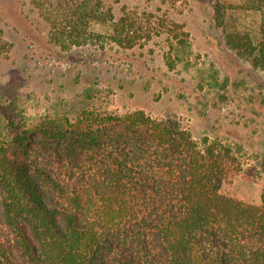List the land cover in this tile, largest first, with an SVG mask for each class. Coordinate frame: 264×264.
<instances>
[{
  "label": "trees",
  "instance_id": "1",
  "mask_svg": "<svg viewBox=\"0 0 264 264\" xmlns=\"http://www.w3.org/2000/svg\"><path fill=\"white\" fill-rule=\"evenodd\" d=\"M54 1L52 10L36 5L60 50L130 49L150 38L152 28L128 13L115 20L98 0ZM239 1L216 2L214 27L227 49L264 72V0ZM230 11L254 15L253 29ZM167 34L168 51L182 53L187 34ZM3 110L0 264H264V149L259 203L250 204L224 190L242 171L233 150L194 140L171 118L55 112L31 130L47 139L36 141L12 132Z\"/></svg>",
  "mask_w": 264,
  "mask_h": 264
},
{
  "label": "rangeland",
  "instance_id": "2",
  "mask_svg": "<svg viewBox=\"0 0 264 264\" xmlns=\"http://www.w3.org/2000/svg\"><path fill=\"white\" fill-rule=\"evenodd\" d=\"M98 1L115 20L128 13L143 28H152L150 38L130 49L105 43L101 50L84 46L63 51L50 42V26L36 5L52 10L54 0H0V107L12 132L23 129L36 141H47L31 133L35 124L55 112L71 118L79 109L100 115L142 110L153 118H171L196 141L207 138L230 147L242 171L224 190L258 204L264 72L227 49L212 21L216 2L240 1ZM228 15L253 29L254 15ZM166 28L187 34L182 53L168 51L172 34ZM6 152L18 154L13 144ZM6 234L0 226V237Z\"/></svg>",
  "mask_w": 264,
  "mask_h": 264
}]
</instances>
